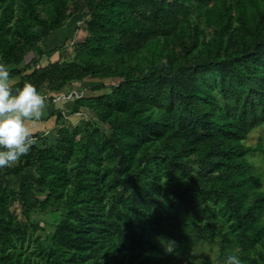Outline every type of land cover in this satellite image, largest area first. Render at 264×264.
Wrapping results in <instances>:
<instances>
[{
    "label": "trees",
    "instance_id": "trees-1",
    "mask_svg": "<svg viewBox=\"0 0 264 264\" xmlns=\"http://www.w3.org/2000/svg\"><path fill=\"white\" fill-rule=\"evenodd\" d=\"M67 25L72 57L52 61ZM0 63L49 94L116 80L72 108L49 98L55 133L0 168V264H214L189 261L199 242L264 264V149L246 144L264 126V0H0Z\"/></svg>",
    "mask_w": 264,
    "mask_h": 264
},
{
    "label": "clouds",
    "instance_id": "clouds-1",
    "mask_svg": "<svg viewBox=\"0 0 264 264\" xmlns=\"http://www.w3.org/2000/svg\"><path fill=\"white\" fill-rule=\"evenodd\" d=\"M46 100L30 82L14 91L10 66L0 63V168L18 162L37 143L33 127L45 115ZM166 251L171 253L174 248L170 245ZM224 264L242 261L238 255L230 254Z\"/></svg>",
    "mask_w": 264,
    "mask_h": 264
},
{
    "label": "rangeland",
    "instance_id": "rangeland-1",
    "mask_svg": "<svg viewBox=\"0 0 264 264\" xmlns=\"http://www.w3.org/2000/svg\"><path fill=\"white\" fill-rule=\"evenodd\" d=\"M77 24H80V21H77ZM74 32H73V27H71L70 25L64 26V28L60 29L59 31H57L56 33H53L50 35L49 39H48V46L50 47H59L61 45H65L63 50L54 54V56L51 57L52 61H56L58 57H60V54H68L70 53V57H72V49H73V44L75 41V37H74ZM81 38V37H79ZM69 40V41H68ZM33 57V54H29L27 56V59L30 60ZM47 59L44 57L41 65L46 64L47 63ZM17 78V77H16ZM111 81H116L115 79L113 80H91L88 79V81H85V83H80V84H76V83H71V84H66L63 89H62V93H68V94H77L76 91H79V89H85L87 92L89 91V87H95L98 85H108ZM112 83V82H111ZM82 87V88H81ZM48 91V90H47ZM104 92V91H102ZM61 93V92H60ZM60 93H52L51 95L48 93L44 94L47 97V100L49 98H52L53 103L56 104L57 108H72V105H74V98L70 97L68 94V97H66L67 95H60ZM100 94V93H99ZM50 95V96H49ZM56 95V96H55ZM84 95V93H83ZM67 98V99H66ZM63 100V101H61ZM46 106L48 107V102H46ZM89 113H87L86 110H82L81 113H79V115H74L72 117H69L68 119L71 120L72 123H76L77 121H79V119L83 116L85 118L86 115H88ZM47 115V114H46ZM45 115V116H46ZM46 127L52 125L53 130L51 128L48 127L49 130H52L53 134L56 131V125H55V117H49L48 119L43 120ZM258 143L261 144V148L264 149V126H260L258 128H256L254 131H252V133L250 134L249 138L246 141L247 145L250 146H258ZM255 162L257 163V167H260L261 171H263L264 173V153H256L255 155ZM10 208H12V210H15V212L17 214H19V208L17 207V204L14 201H11V205ZM43 225L45 226V224L43 223ZM213 246L211 244H208L207 242H199L198 244H196L195 248L192 251V255L189 257V261L190 262H198L203 256H207L211 259V261L214 264H223L222 262H218V252H216V250H214V248H212Z\"/></svg>",
    "mask_w": 264,
    "mask_h": 264
},
{
    "label": "crops",
    "instance_id": "crops-1",
    "mask_svg": "<svg viewBox=\"0 0 264 264\" xmlns=\"http://www.w3.org/2000/svg\"><path fill=\"white\" fill-rule=\"evenodd\" d=\"M46 42H48V39H47V41ZM11 80H12V82H13V90L15 91V89H17V88H19L20 87V85H19V80L17 79V78H11ZM40 93L41 94H46V93H48V91H47V89H42L41 91H40ZM68 93H62V91H61V93H60V95H67ZM51 95V94H50ZM49 95V96H50ZM68 95H71V94H68ZM68 95L66 96V97H68ZM72 97V96H71ZM61 101H63V100H61ZM46 102H49V101H46ZM53 106H55L54 108L55 109H58L57 108V106H56V104L54 103L53 104ZM49 108V103H48V107L46 106V108H45V115L46 114H48V112H47V109ZM43 116L42 118H41V120L40 121H38L37 123H36V125L33 127V133L34 134H40V133H45V134H48L49 132H53L52 130H53V127H52V125H50V126H48L49 128H51L52 130H49L48 129V127H46V125H45V123H44V118H46V116Z\"/></svg>",
    "mask_w": 264,
    "mask_h": 264
},
{
    "label": "built area",
    "instance_id": "built-area-1",
    "mask_svg": "<svg viewBox=\"0 0 264 264\" xmlns=\"http://www.w3.org/2000/svg\"><path fill=\"white\" fill-rule=\"evenodd\" d=\"M72 95H70V97H71Z\"/></svg>",
    "mask_w": 264,
    "mask_h": 264
}]
</instances>
